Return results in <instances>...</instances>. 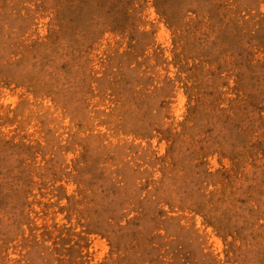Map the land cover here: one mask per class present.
Masks as SVG:
<instances>
[{"label":"rangeland","instance_id":"obj_1","mask_svg":"<svg viewBox=\"0 0 264 264\" xmlns=\"http://www.w3.org/2000/svg\"><path fill=\"white\" fill-rule=\"evenodd\" d=\"M0 264H264V0H0Z\"/></svg>","mask_w":264,"mask_h":264}]
</instances>
